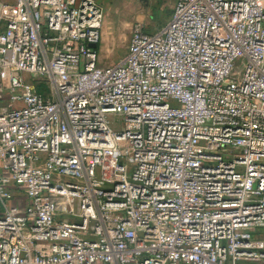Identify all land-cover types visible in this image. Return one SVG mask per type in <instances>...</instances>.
<instances>
[{
    "label": "built area",
    "instance_id": "1",
    "mask_svg": "<svg viewBox=\"0 0 264 264\" xmlns=\"http://www.w3.org/2000/svg\"><path fill=\"white\" fill-rule=\"evenodd\" d=\"M102 19L0 2V264H264V0Z\"/></svg>",
    "mask_w": 264,
    "mask_h": 264
},
{
    "label": "rangeland",
    "instance_id": "2",
    "mask_svg": "<svg viewBox=\"0 0 264 264\" xmlns=\"http://www.w3.org/2000/svg\"><path fill=\"white\" fill-rule=\"evenodd\" d=\"M13 3V0H0ZM103 19L99 58L102 67L117 64L126 54L133 27L160 31L171 19L177 0H93Z\"/></svg>",
    "mask_w": 264,
    "mask_h": 264
},
{
    "label": "water",
    "instance_id": "3",
    "mask_svg": "<svg viewBox=\"0 0 264 264\" xmlns=\"http://www.w3.org/2000/svg\"><path fill=\"white\" fill-rule=\"evenodd\" d=\"M93 48H96V45H92Z\"/></svg>",
    "mask_w": 264,
    "mask_h": 264
}]
</instances>
